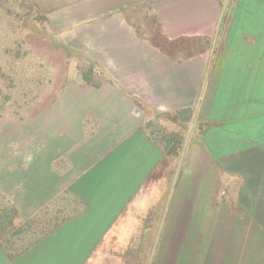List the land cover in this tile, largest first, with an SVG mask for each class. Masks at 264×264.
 <instances>
[{"label": "rangeland", "instance_id": "374dc122", "mask_svg": "<svg viewBox=\"0 0 264 264\" xmlns=\"http://www.w3.org/2000/svg\"><path fill=\"white\" fill-rule=\"evenodd\" d=\"M95 3L0 0V264H79L84 245L94 244L79 239L80 217L94 213L92 199L116 203L103 192V179L132 171L126 166L133 162L110 153L111 130L96 126L95 29L76 21ZM220 4L222 28L243 33L244 54L261 58L264 73V0ZM201 49L188 39L180 50L185 57ZM221 49L212 55L222 56ZM223 99L197 118L146 109L145 129L162 160L82 264H223L229 248L237 264L254 229L241 224L239 235L238 186L245 179L223 171L224 139L238 126V119L226 120L232 114L223 112ZM91 164L93 182L79 172Z\"/></svg>", "mask_w": 264, "mask_h": 264}, {"label": "crops", "instance_id": "0c3cea01", "mask_svg": "<svg viewBox=\"0 0 264 264\" xmlns=\"http://www.w3.org/2000/svg\"><path fill=\"white\" fill-rule=\"evenodd\" d=\"M132 14L140 18L135 23ZM222 16L220 0H96L93 8L87 6L86 14L76 18L95 29L96 126L111 130L110 153L118 161L133 162L126 166L131 172H112L110 180L103 179V192L109 191L116 203L109 208L105 195L92 199L94 213L80 217L79 239L94 244L84 245L79 264L117 223L128 198L147 182L162 160L161 149L145 129L146 109L159 114L189 109L197 118L209 113L219 97H224L223 112L232 114L226 120L238 119L233 139L227 142L226 133L222 150L223 171L238 172L245 179V185L240 180L238 186V233L243 232L242 225L254 229L249 246L242 243L238 250L237 264H264L262 59L246 57L243 33L233 34L231 28L226 33ZM188 39L205 51L184 57L180 49ZM215 47L222 48L218 52H223L222 56L212 55ZM90 167L79 172H85L84 178L93 182L97 175L87 171L96 166ZM241 239L246 242L247 236ZM223 253V264L236 262V250L229 248Z\"/></svg>", "mask_w": 264, "mask_h": 264}, {"label": "trees", "instance_id": "16d2710c", "mask_svg": "<svg viewBox=\"0 0 264 264\" xmlns=\"http://www.w3.org/2000/svg\"><path fill=\"white\" fill-rule=\"evenodd\" d=\"M89 72H91V70H89ZM82 75V80L86 83V84H89L90 83V78L88 77V74H85V73H81ZM95 85V84H94ZM180 113H185L186 116L190 113V110L189 109H184L183 111H181ZM175 117V116H174Z\"/></svg>", "mask_w": 264, "mask_h": 264}]
</instances>
